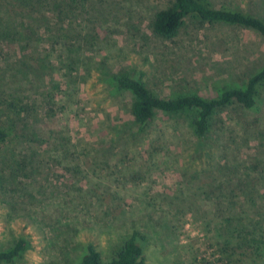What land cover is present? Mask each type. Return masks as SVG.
Instances as JSON below:
<instances>
[{"label":"rangeland","instance_id":"1","mask_svg":"<svg viewBox=\"0 0 264 264\" xmlns=\"http://www.w3.org/2000/svg\"><path fill=\"white\" fill-rule=\"evenodd\" d=\"M170 1L93 0L81 19L101 40L81 56L106 55L111 71L129 69L161 97L181 91L213 97L219 87H243L264 63V38L236 25L194 21L173 39L156 37L150 21ZM208 1L264 17V0ZM50 50L43 40L28 53ZM58 52L40 87L18 89L24 101L40 104L53 91L51 78L59 81L54 113L40 109L33 123H18L0 142V251L20 238L27 243L2 264H77L90 244L108 260L132 234L144 264H264V139L258 135L264 87L254 107L232 103L215 113L203 138L194 133L193 111H158L139 131L129 91L97 71L75 81L74 90L65 84ZM21 55L17 45L0 43L3 127L12 77L5 65ZM231 217L244 229L228 241Z\"/></svg>","mask_w":264,"mask_h":264},{"label":"trees","instance_id":"2","mask_svg":"<svg viewBox=\"0 0 264 264\" xmlns=\"http://www.w3.org/2000/svg\"><path fill=\"white\" fill-rule=\"evenodd\" d=\"M0 2L2 3H0V43L7 46L17 45L22 52L17 59L18 63L5 65L6 71L11 69L12 72L11 84L7 87L11 94L9 93V98L4 102L5 120L8 125L6 127L0 125V142L16 130L18 123L25 125L33 123L31 118L35 119L40 109L44 108L48 115L54 113L56 92L53 91L61 89L59 81L51 78L53 91L43 93L40 104L35 99L24 101L18 89L22 83L40 87L39 83L44 82L47 68L51 66L49 74L54 70L50 60L57 50L59 52L55 58L64 69L62 75L66 80L65 84L72 85L74 90L79 88V83L76 82L79 80L85 82L87 77L97 71L115 89L129 91L134 98L130 111L132 124L139 131L147 127L158 111L170 115L193 111L194 133L203 138L209 132L210 122L215 113L232 103L245 109L254 107L264 87L263 63L248 77L243 87L235 85L219 87L213 97H204L195 91H181L168 97H161L143 80L131 74L129 69L111 71L107 65L106 55L103 57L100 55L98 59L92 55L88 58L81 56L101 40L96 28L89 27L81 19L83 14L94 8L93 0H1ZM189 21L201 25L204 23L236 25L254 30L264 38L263 15L240 8L214 7L208 0H171L169 5L154 13L149 27L156 37L173 39ZM79 25L81 26L77 27ZM43 40L51 47L49 54L39 57L28 53ZM24 130L25 128L22 129L21 136L25 134ZM260 130L258 135L264 139V126ZM32 134L37 135L35 131ZM3 177L0 174V183ZM217 192L221 195L222 190L218 189ZM226 223L228 241L235 238V233L243 232V224L238 223V226H235L232 217L227 218ZM26 245V241L20 238L12 247L1 250L0 264L14 261L25 250ZM227 262L230 263V259L225 260L223 264ZM77 264H144L143 249L137 243L135 234H132L110 259L104 260L95 246L90 244Z\"/></svg>","mask_w":264,"mask_h":264}]
</instances>
